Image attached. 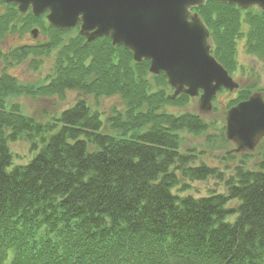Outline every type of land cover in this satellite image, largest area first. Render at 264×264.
Wrapping results in <instances>:
<instances>
[{
  "label": "trees",
  "instance_id": "16d2710c",
  "mask_svg": "<svg viewBox=\"0 0 264 264\" xmlns=\"http://www.w3.org/2000/svg\"><path fill=\"white\" fill-rule=\"evenodd\" d=\"M197 11L212 31L215 56L231 73L241 37L247 53L264 61L263 11L215 0ZM10 15L0 19L1 28ZM50 32L47 46L17 53L42 56L69 33ZM61 46L49 83L0 78V264H264V152L255 168L243 161L228 177L195 165L194 150L181 151L182 133H202L209 124L168 109L186 107L187 94L170 97L163 74L150 78L149 61L134 62L109 38L84 45L76 34ZM67 90L81 96L47 123L18 102L8 104L22 95L64 98ZM92 95H117L125 110L114 109L105 122L89 105ZM249 95L241 90L230 106ZM105 124L116 133L104 131ZM22 138L37 153L14 165L10 143ZM210 177L225 181L228 193L173 192L184 180Z\"/></svg>",
  "mask_w": 264,
  "mask_h": 264
},
{
  "label": "water",
  "instance_id": "95a60500",
  "mask_svg": "<svg viewBox=\"0 0 264 264\" xmlns=\"http://www.w3.org/2000/svg\"><path fill=\"white\" fill-rule=\"evenodd\" d=\"M30 8L36 15L49 11L51 25L75 28L90 42L110 37L124 46L135 61L150 60L153 74H165L175 89L173 97L187 93L198 98L200 115L210 113L220 89L237 90L229 71L212 55L211 33L199 13L206 0H4ZM243 9L259 7L264 0H216ZM226 138L236 152L254 151L264 139V96L256 92L226 114Z\"/></svg>",
  "mask_w": 264,
  "mask_h": 264
},
{
  "label": "rangeland",
  "instance_id": "374dc122",
  "mask_svg": "<svg viewBox=\"0 0 264 264\" xmlns=\"http://www.w3.org/2000/svg\"><path fill=\"white\" fill-rule=\"evenodd\" d=\"M6 7L0 6V13L3 15L2 17L7 16L6 14L10 13L11 9L8 7L7 13H4ZM247 31L248 27L245 26L244 32L246 33ZM74 33H76L75 30L74 32H69L65 36L62 44L66 43ZM17 35L9 32V34L0 42V46L4 50L8 47L12 49L17 45L32 43L34 40L32 37H28V34L26 33H22L19 36ZM4 41L6 42L4 43ZM4 44L6 48H4ZM60 46L49 51L47 55L46 53L43 55L45 60L40 63L39 70H34L31 62L30 64H27L20 61L13 66H9L8 69L4 68L3 65H0V76L3 71H6L21 83H42L53 74L56 62L55 57ZM245 46L246 38L241 37L237 42L238 68L233 76L235 80L240 83L239 90L248 89L251 94L261 92L264 96V61L256 56L248 54ZM152 76L153 75H150V78H153ZM239 90H221L215 99L213 110L210 113L201 116V118L209 124L208 131L198 134L189 132L182 133L181 151L185 153L188 150H194V154L197 155L195 165L206 164L211 167H216L220 172L225 173V177L232 175L235 167L243 161L246 162V165L249 168H255L261 160V154L264 152V139L261 140L253 152H236L234 144L230 143L225 145L221 141L220 130L226 125L227 111L230 108L231 101L238 97ZM168 91L169 94H172L173 88L169 87ZM79 96H81L79 91L67 90L64 98H58L56 96H38L35 98V96L22 95L17 98H11L9 103H20L24 113L35 118L37 121L47 123L50 120V117L58 115L63 110L72 106ZM87 100L93 110L99 111L102 120L105 122L108 117L112 115L114 109L119 111L125 110L124 101L117 95L106 97L100 96L99 98L92 95L88 96ZM168 109L176 113L190 111L195 114H200L198 110V98H193L184 108L169 107ZM103 129L110 134L116 133L107 124H105ZM10 148L14 156V165L28 164L37 153L31 150V143L26 138L11 142ZM230 152L232 155H230ZM185 184L189 187L183 192L182 190ZM173 192L175 194L181 193L183 196L192 195L199 198L208 196L212 193L227 194L228 188L225 181L210 177L204 181L191 182L184 180ZM236 205H238V202H231L230 207H235Z\"/></svg>",
  "mask_w": 264,
  "mask_h": 264
},
{
  "label": "flooded vegetation",
  "instance_id": "af4514ba",
  "mask_svg": "<svg viewBox=\"0 0 264 264\" xmlns=\"http://www.w3.org/2000/svg\"><path fill=\"white\" fill-rule=\"evenodd\" d=\"M0 6H5V7L7 6L8 8L11 9L9 13L11 15L8 18L7 25L3 26L2 28L0 27V42L3 40V38H5L9 34V32L16 35L18 34L17 36L21 35L22 33H26L28 34V37H32V39H34L32 43H24L21 45H17L12 49H10V47L6 48L5 44H4V48H6L5 50L0 46V65H3L4 68L8 69L9 66H13L14 64L18 63L19 61L18 56H20V58H22L23 61H25V63L29 64L31 55L28 54L27 56L22 57L21 55H19V53H17V51L24 47L31 48L34 46L45 45L48 42L49 25L46 19V14L42 16H34L31 14V12L27 14H22L17 10V7H15L17 5L8 4L1 1H0ZM7 7L4 13H7ZM2 16H3L2 13H0V19L2 18ZM33 17H35V20H33L34 19ZM5 42L6 41H4V43ZM42 60H45V58H43ZM4 72L6 71H3V73Z\"/></svg>",
  "mask_w": 264,
  "mask_h": 264
}]
</instances>
